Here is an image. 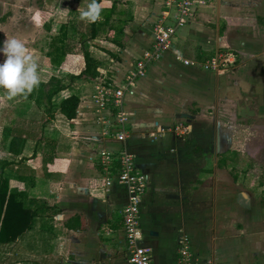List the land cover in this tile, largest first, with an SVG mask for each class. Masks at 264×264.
I'll use <instances>...</instances> for the list:
<instances>
[{
    "label": "crops",
    "instance_id": "0c3cea01",
    "mask_svg": "<svg viewBox=\"0 0 264 264\" xmlns=\"http://www.w3.org/2000/svg\"><path fill=\"white\" fill-rule=\"evenodd\" d=\"M89 2L56 0L52 14L44 11L33 27L37 38H18L36 59L39 85L15 97L0 89V178L25 207L40 210L30 229L0 243V264H128L120 230L125 189L116 180L108 192L94 188L102 176L99 150L119 144L101 137L91 100L103 77L120 81L121 70L151 47L163 0H100L95 22L80 17ZM116 30L122 48L113 42ZM63 45L74 50L54 63L48 53ZM173 45L122 105L127 149L149 180L142 244L153 264H177L183 238L201 262L256 264L264 258V207L254 193L264 184L256 189L240 162L251 138L246 130L264 113V0H207ZM81 49L99 62L98 76L70 81L85 67ZM224 51L235 55L230 69L202 67ZM51 78L62 90L49 101ZM70 96L79 99L73 119L60 110ZM114 111L103 114L113 121Z\"/></svg>",
    "mask_w": 264,
    "mask_h": 264
},
{
    "label": "built area",
    "instance_id": "2783aa9c",
    "mask_svg": "<svg viewBox=\"0 0 264 264\" xmlns=\"http://www.w3.org/2000/svg\"><path fill=\"white\" fill-rule=\"evenodd\" d=\"M206 1L163 0V12L153 24L155 37L151 47L134 63L121 70L120 81L114 76L103 77L91 100L94 117L104 126L101 137L107 139V142L119 144L116 150H111L108 146L99 150L95 163L100 166L102 176L96 181L94 188L108 192L116 180L125 189L126 203L121 209L120 230L123 233V247L128 264H153V262L150 248L142 244L143 232L139 227L143 197L148 189L149 180L147 174L139 169L135 157L126 146L128 121L122 110L123 99L132 91L137 81L146 76L148 67L159 60L163 53L173 49L174 37L178 29L189 24L196 7L204 5ZM169 19L173 20L172 24H169ZM175 53L178 57L179 53L177 51ZM235 61L232 52L224 51L206 61L202 67L219 73L230 69ZM183 62L194 64L189 60ZM113 70L120 73L116 68ZM109 109L116 110L113 121L103 114ZM177 252V264H212L210 261L201 262L195 257L188 238L178 242ZM256 264H264V258Z\"/></svg>",
    "mask_w": 264,
    "mask_h": 264
},
{
    "label": "rangeland",
    "instance_id": "374dc122",
    "mask_svg": "<svg viewBox=\"0 0 264 264\" xmlns=\"http://www.w3.org/2000/svg\"><path fill=\"white\" fill-rule=\"evenodd\" d=\"M55 2L56 0H0V29L3 30H0V42L6 33L16 36V38L38 36L39 31L33 27L41 23V16H47V14L42 15L44 11L52 14L51 8L54 7ZM71 10H74V8H71ZM59 17V21L66 19L64 15ZM172 23L173 20L169 19V24ZM5 25L10 27L8 29L1 28ZM27 26L29 28H26ZM44 35L47 39L48 35ZM256 118L251 123V127L246 130V134L251 138L248 137L247 143L242 145L246 149L245 152L251 153L252 156L247 153V158L243 157L240 166L243 168L246 164L250 167V178L255 182L254 187L258 189V182L264 184V113L259 114ZM246 119L251 120L249 117ZM254 194L255 198L260 200L264 207V190L258 189Z\"/></svg>",
    "mask_w": 264,
    "mask_h": 264
},
{
    "label": "trees",
    "instance_id": "16d2710c",
    "mask_svg": "<svg viewBox=\"0 0 264 264\" xmlns=\"http://www.w3.org/2000/svg\"><path fill=\"white\" fill-rule=\"evenodd\" d=\"M123 33L116 30L113 37V42L120 48L123 45L118 41V37ZM74 49L68 45L56 46L48 56L52 57L54 63H59L61 59ZM82 54L85 67L79 75L69 76L70 81L94 80L98 76L97 68L99 62L92 58L90 53L84 49L79 50ZM49 89L46 97L50 101L53 96L62 90L61 81L51 78L48 82ZM42 88V86H41ZM79 104V99L76 96H70L60 103L61 113L68 119H73L76 116V110ZM14 144L11 143V151L14 152ZM39 210V209H38ZM38 210L33 211L31 207H25L23 202L20 201L18 194L8 191V181L0 178V243H8L15 241L25 230L33 226L34 219ZM40 211V210H39ZM67 226H69L67 224Z\"/></svg>",
    "mask_w": 264,
    "mask_h": 264
},
{
    "label": "clouds",
    "instance_id": "9594fccd",
    "mask_svg": "<svg viewBox=\"0 0 264 264\" xmlns=\"http://www.w3.org/2000/svg\"><path fill=\"white\" fill-rule=\"evenodd\" d=\"M100 0H90L87 7L80 11V17L88 22L101 19ZM0 89L9 97L27 95L40 83L38 64L23 40L6 38L0 42Z\"/></svg>",
    "mask_w": 264,
    "mask_h": 264
}]
</instances>
